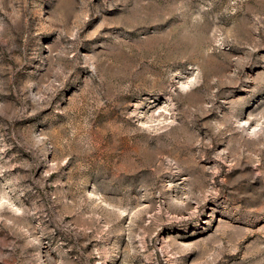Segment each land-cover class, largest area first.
<instances>
[{
	"label": "rangeland",
	"instance_id": "374dc122",
	"mask_svg": "<svg viewBox=\"0 0 264 264\" xmlns=\"http://www.w3.org/2000/svg\"><path fill=\"white\" fill-rule=\"evenodd\" d=\"M0 264H264V0H0Z\"/></svg>",
	"mask_w": 264,
	"mask_h": 264
}]
</instances>
